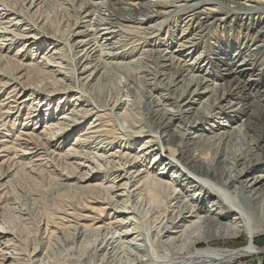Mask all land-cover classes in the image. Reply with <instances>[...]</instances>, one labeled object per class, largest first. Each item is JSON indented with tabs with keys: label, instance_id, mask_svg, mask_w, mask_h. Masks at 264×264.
Here are the masks:
<instances>
[{
	"label": "bare ground",
	"instance_id": "obj_1",
	"mask_svg": "<svg viewBox=\"0 0 264 264\" xmlns=\"http://www.w3.org/2000/svg\"><path fill=\"white\" fill-rule=\"evenodd\" d=\"M1 1L2 0H0V39H3L2 41L6 43L9 42L8 47L11 46L10 49L14 45L19 44L21 40H26V44L28 43L34 46V48H39V51L42 47H37L38 43L35 42L32 44L33 38L28 40L26 37L27 33L20 31V26H18L20 22L28 20L23 16V10L21 12L16 11L17 8L15 10L13 7H8L5 5L6 1L3 3ZM80 1L82 4L87 1V3H84V5L86 4V7L84 6L86 9L84 10L85 12L88 11V7H92L93 4L96 8V6H103L107 2L104 3V1H101L95 3L93 1V3L91 0ZM139 1L146 2V8L144 7L145 11H143V13L149 22L147 21L145 23L143 20L130 19L125 22L124 18L123 21L127 23V25H120L121 27H125L128 30H135L136 33L138 30H143V32L145 31L144 34L148 35L154 34L156 31L162 29L170 20L169 17L175 18L174 22L177 19H181L183 23V29L179 36L174 38L176 44L175 50L170 49L171 42H169L163 46H160V43L158 46L155 44V47L158 48L152 51L159 54L160 60L158 61L160 65H158L162 72L169 73L172 76L171 78H173V82H171V80V83H167L168 85L166 84L164 86L167 93L157 97L159 101H155V99L153 101H148L150 109L147 113L149 121L151 120L153 124L152 127H147L150 128L147 130L143 127L144 124L140 123L142 121H133V118L137 116L135 115V111L138 110L140 103L133 102L131 98L132 103L130 104L128 101L129 99L126 100V108L121 113L123 121L129 123L128 126L124 128L127 131L126 134L121 135L123 133H117L115 127L110 130L108 121L112 122L113 118L110 120L106 117L112 116V113L110 111H107L109 113H104L101 111V108L104 107L97 106L98 104L94 108H87L83 100L85 95L82 94L84 96H80L81 92L76 91L78 93H75V96L73 95V101L79 102V104H71V111L68 110L69 112L66 110V107H61L59 111L63 112V117L61 119L64 120V118H66L65 121H69V124L72 122L73 125L78 124L80 120L82 122L85 121L90 116H92L93 119L88 123V128L85 130L86 132L83 134V137L78 139V142L75 144L79 149H70L66 157L60 156V159L62 158L61 160L63 162V159H67V156H83L82 159L85 160L84 162L89 164L88 169H92L91 171L97 170V173L102 174V179H99V177L94 178L86 172L81 174L77 173L80 165L76 168L72 166L71 170L73 171V175L77 173L80 177L74 187L75 189L69 184H66V187L69 186L71 189L73 188L76 190V192L80 191L81 194H76L73 197L74 201L68 208L60 207L56 208L55 211L45 210L40 222L41 224L43 223L44 227L41 232H43L44 236H46L45 238L48 239L46 243L44 239L41 238L38 244H34L33 250L30 253L26 249L27 246L23 249L21 243L18 244L20 247L16 248L18 247L16 245V240H6L5 244L8 246L5 247V250L0 251H3V254L0 256V264H82L83 259H85L90 252L94 254V264H236L239 261L258 256L260 257L264 254V247L261 246L263 242L261 237L264 236V0H151L150 2L149 0H132V3L129 5L140 10L138 6ZM248 1L253 3V5L247 4ZM30 2V6L27 8L26 12L28 11L29 13L36 9L34 12L36 13L43 7L42 4L44 0H31ZM81 2L80 5H82ZM134 2H138V4ZM51 3L53 2L51 1ZM47 6L49 5L47 4ZM100 9L101 7L99 10ZM45 10L46 9H44L43 12H45ZM93 10L96 11V9ZM81 11L83 10L78 12ZM110 13L112 14V11ZM177 13L181 15L178 16L179 14ZM187 13L189 14L187 15ZM36 15L39 16V13L35 14V16ZM86 15L84 18L91 17V14L88 12ZM26 16H28V14ZM8 17L12 18V22L7 21L9 20ZM41 17H43V15H41ZM39 19L40 18L37 20ZM33 21L35 22V20ZM55 21L57 22V20ZM90 21H92V19ZM98 21L106 23L104 17ZM93 22L95 23V21ZM46 23H48L47 20ZM107 24L99 25V27L104 26V28H102L99 33L95 30L96 33L94 34L93 40L95 42L94 44L97 45V50L100 47V50L103 52V43H108V41L114 37H112V35L116 33L113 31L115 27H108ZM78 25L79 24H75L74 26ZM89 26L86 24L85 28ZM143 26L145 27L141 28ZM36 27H38L37 24L35 28ZM91 27L93 28V26ZM44 29L46 30V27ZM218 30H220L222 37H226L225 39L221 41L216 39ZM58 31L59 30H57V32ZM212 31L214 32V38L211 37ZM75 35L76 36H71L72 39L74 38L73 40L71 39L72 42L78 37L82 38L79 42L75 41V43H77L75 45L81 48L80 51L78 50L79 52L74 51L76 47L69 39L67 43L65 41L66 44L63 48L58 49L57 52H55L56 47L52 49L53 51L55 50L53 56L57 54L59 56V51L65 49L64 47H67V44L70 47L69 49L72 48L71 50H73V55H75V57H81V62L83 59H86L85 61L92 60L96 57H94V55L97 53L100 54V57L104 56H102L100 50L96 51V47L93 46L94 44L91 46L95 49L93 48L91 50V47L88 48L91 40L87 41V37L90 33L85 34L84 31H80ZM118 35H116V37ZM242 36L244 37V41H250V43L255 45L257 44L255 49L248 48L245 50L235 47L234 43L236 42L237 45L241 43ZM234 39H236L235 42ZM213 40H215V42H213ZM118 42L116 43L118 44ZM56 43L57 42L54 41V45ZM258 43L261 45L259 46ZM119 44H122V42ZM23 45L25 44L23 43ZM201 45H203L204 50L198 52L197 56H194L190 63H186V59L189 58L193 52L197 51ZM206 48L208 49L205 50ZM6 49L7 48L4 49V47L0 48V58L4 57L3 53ZM211 49L214 51L213 53L220 52L225 55L224 57L229 58L230 64L227 68H224L226 74H223V71L218 74L203 69L200 61L203 57H210ZM144 51L142 52L144 53ZM114 52H116V50ZM227 53H231L232 55H228ZM144 54L142 55L144 56ZM120 55L114 54L119 60ZM53 56L51 55L49 59H46V63H42L44 66L40 68L38 64L23 65V61L13 62L15 59L6 55L3 59L6 58L7 63L2 64V62L1 64L4 65L3 69H6L11 75H5L7 74L5 70V74H0V79L7 78V80H9L12 77L9 81L18 80L14 72L21 69L27 72L29 76L27 78L28 81H30V78L46 79L47 75H52L53 73V71H45L49 69V65L55 63L58 65L55 67H64L62 63L55 61ZM130 57L132 56L130 55ZM121 59L123 60L124 57ZM74 60L76 61V59ZM61 61L63 62V60ZM137 61L139 62V59ZM110 62L111 61H109V63ZM124 62H122V64ZM237 62L240 63L237 64ZM106 63L104 66H106ZM95 64L96 63H94V65ZM90 65H84V63L82 66L80 65L81 75L89 73L84 81L89 80L91 82L100 79L98 76L101 69L97 68L96 65L94 67ZM0 67L2 66L0 65ZM68 67L66 65V69ZM236 67L239 69L237 72L235 71ZM3 69H0V71H3ZM61 70L65 69L61 68ZM33 72L35 73L33 74ZM69 73L70 71L68 74ZM71 73H74V75L76 74L72 71ZM59 74L68 76L66 72L62 73L59 71ZM153 75L155 74L153 73ZM244 76H248V78L245 81H241L240 79ZM185 77L190 78L182 85V88H180L181 91L176 89L175 87L179 86L182 82H178V84L175 85V80L177 81L180 78L184 79ZM161 78H163V76L155 75L152 78L153 81L148 83L160 81ZM174 78L176 79L174 80ZM83 79L84 78H82V80ZM141 79L142 78H140L139 81ZM73 80L75 79H71V81ZM61 81L62 79L55 78V81L49 84V86L48 84L44 86L45 88L42 90L45 98L40 99L43 101V105L47 106V102L50 103L53 100L47 99L49 96L58 95L60 92L61 94L65 92L63 93L64 95L73 93L74 89L71 85H65V83H61ZM37 82L39 83V81ZM1 83L2 82H0V87H3ZM17 84L19 83L17 82ZM83 85L81 86L83 87ZM141 86L139 83L140 89ZM152 86L154 85L152 84ZM139 87L137 88L139 89ZM142 89L147 88L144 86ZM218 89L223 92L222 97L219 98H217L216 94ZM179 91L180 93L178 94ZM142 92L144 93V91ZM39 97L40 95L34 90L22 100L23 102H21L37 101ZM11 98L9 93L3 101H8ZM144 98L145 97H143V99ZM204 98H206L205 106L208 107L207 111H210L209 114L208 112L203 114V110L201 111V109L196 107L198 102L196 99L202 100ZM58 100H60L61 103L62 97ZM118 105L119 104L112 105V109L110 110H114L115 112L119 111L120 107ZM48 106L50 107L51 104ZM49 107L44 110L46 114L41 121L42 123L39 122L42 126L46 124V119L55 120L54 116L56 115L55 113H50L52 111ZM169 107L172 109H169ZM3 109L4 107L0 106V126L9 128L10 124L6 120L13 116V113L10 111L13 109L9 108L6 111H3ZM33 110L34 108L30 109L32 112L28 114L25 120L32 118ZM235 112L238 113V116H233L230 120V114ZM69 116H71V120L67 118ZM208 116H213L216 120L215 123L212 125L202 123L205 117ZM226 119L229 121H225ZM238 122L240 125H238ZM138 124L139 126H137ZM12 125L13 127L9 128L10 131H13L15 121ZM23 125V127H26V125L29 124L24 123ZM57 125H59L57 132L63 130V128L67 126L63 123H57ZM50 127L51 126L45 127V131H49V133L52 134V138L55 135L56 129L52 130ZM130 133H135L140 135V137L131 139L133 136ZM21 134L22 133H19L18 138L12 142L11 147L6 144L7 140L0 143V150L3 152H11V154L14 153L16 157L6 169H3L6 165H4L5 162H2L0 165V179L11 178V175L16 170H13V168L19 167L17 165L19 164V160L17 159L18 152H23V156L28 155L26 153L27 149L23 150L21 146H18L20 148L18 150L17 144H15L17 141L21 140ZM10 136L12 135L7 133L5 137ZM24 136H27L29 140L34 139L33 136H29L26 133H24ZM44 136L45 138L47 137V135ZM254 136L257 137L255 140L252 139ZM246 138L250 140L248 141ZM39 140L40 138H38V141ZM85 145H88L92 152H88L87 150H85L86 153L79 151L80 149L83 150V146ZM161 145L164 146L162 147ZM92 146L93 148H91ZM112 147L114 148L113 150L111 149L112 152L110 156L113 160L110 161L111 166L108 167L107 163L105 161L102 163L101 159H109L108 149ZM230 147L232 148L230 149ZM234 147L239 148L234 150ZM98 149L99 152L103 150L106 151L99 155V153H95ZM163 153L164 156H162ZM151 158L153 159L151 163H154L149 165V167H146V165L144 166ZM11 160L12 157H8V162ZM140 164L141 166H139ZM82 167L83 169L85 168L81 164V168ZM100 167L102 169H100ZM156 167H162L159 168L161 171L158 172L157 170L156 172ZM180 167L184 168L185 172H183ZM68 168L69 166L66 165L65 170H69ZM85 169H87V167ZM99 169L102 170V172H100ZM20 170H22V168ZM186 171L189 174L186 173ZM16 174L17 173L14 174V177ZM65 182L62 185H64ZM93 182L98 183L94 184ZM1 199L4 201L6 198L1 197ZM108 211H111V213L108 214ZM38 228L40 231V227ZM2 230L3 233L1 234L4 235L8 228L2 227ZM58 233H65V237L72 241V246H70L71 248L68 250L70 254L68 253V255L62 259H56L54 258L56 256L53 255L52 257L49 253L52 248L50 244L51 242L53 243V237ZM145 236H148V240L151 243V252L144 249V246L140 243L144 240ZM4 237L6 236H0V248L2 241H5ZM240 240L244 241V243L239 247H235ZM9 244H13L12 247H9ZM10 249L13 251H10ZM64 254L65 253H63V257Z\"/></svg>",
	"mask_w": 264,
	"mask_h": 264
},
{
	"label": "rangeland",
	"instance_id": "obj_2",
	"mask_svg": "<svg viewBox=\"0 0 264 264\" xmlns=\"http://www.w3.org/2000/svg\"><path fill=\"white\" fill-rule=\"evenodd\" d=\"M4 1H6L5 5H7L8 7H13L15 10L17 8L16 11L21 12L23 10L22 14L28 20H25V22L24 21L20 22V24L18 25V26H20V31H22L24 33H27L26 37H27L28 40L33 38L32 39V41H33L32 44L35 42V43H38L37 47H42L38 51L39 48H34V46H31L28 43H27L28 44L27 45L25 43L26 40H21V42L19 44L14 45L10 49L11 46L8 47L9 42L6 43V42L2 41L3 39H0V48L1 47H4V49L7 48L6 51L4 50L5 51L3 53L4 57H6V55H8V57H10L12 59H15V60H13V62H15V61L16 62L17 61H23V65H29V64L37 65L38 64L40 66V68H42L44 66V64L46 63L45 60L49 59L51 57V55L53 56V53H54L55 50L53 51L52 49L54 47H56V51L55 52H57L58 49L63 48V46L68 42L69 39L70 40L72 39L71 36H76L75 34L79 33L80 31H84L85 34L90 33V35L88 36L89 38L87 37V41L91 40L90 41L91 43L88 46V48L91 47V50L94 47L97 46L96 44H94L95 42L93 41L94 40V36H95L94 34L96 32L97 33L101 32L102 28H104V26H100L99 27L100 24L102 25V24H107L108 23L107 26L108 27H110V26L113 27L114 26L115 28L113 29V31L116 32V33H114L112 35V37L114 36L113 37L114 40L112 38L110 41H108V43L107 42H105V43L102 42L104 44L103 47H102V50H104V52L100 50L101 49L100 47L98 48V50H97V47H96V51L100 50L102 52V56L104 55L103 57H105V58L100 57V54L97 53V54L94 55V57L95 56L96 57L93 58L92 60L85 61L86 59H83V61L81 62V60H80L81 57L80 58H79V56L75 57V55H73V50H71L72 48L69 49L70 47L67 44V47L66 46L64 47L65 49L59 51V54H60L59 56H58V54L53 56L55 58V61L62 63V66H64V67H61V68H64L65 70H61L60 67H55V66H58V65L53 63V64L48 66L49 69L45 70L47 72L53 71L52 75H47L46 74L47 75L46 79L45 78H43V79L42 78H40V79L36 78L37 79L36 80L35 78H32V79L30 78V81H28L27 78L29 76H28L27 72L22 70V69L21 70H16L14 72L16 77L18 78V80L16 79V80L9 81L12 77L9 80H7V78L0 79V82H2L1 84L3 86V87H0V106L4 107L3 111H6L9 108L13 109V110H10L13 113V116L6 120L10 124L9 128L13 127L12 124L15 121V126L13 128V131H10V129L7 128V127H1L0 126V131H1L0 132V143L3 142L4 140H7L6 144H8L9 147H11L12 146V142L18 138L19 133H22L21 134L22 136L20 138L21 140L17 141V143H15V144H17L16 145L17 147L21 146L23 148V150L27 149L26 153L28 154L26 156H23V152H18L17 159L19 160V164H17V165L19 167L16 166L17 168H13V170L14 169H16V170L11 175V178L9 177L7 179H0V236H2V237L6 236V237H4L5 241L4 242L2 241V243H1L2 245H1L0 251L1 250H5V247L8 246V245L5 244L6 240L13 239V240H16V242H17L16 245L17 246H18V244L21 243L23 249L26 248V246H27V248H26L27 251L31 253L32 250H33L34 244H38V242H39V240L41 238L44 239L45 243L48 240L47 238H45L46 236H44L43 232H41V230L44 227H43V223L41 224L40 221H41V218L43 217V214H44L45 210H50V211L54 210L55 211L56 208H60V207L68 208V206H70L73 203V201H74L73 197L76 194H81L80 191H79L80 192L79 193L78 191L76 192V190H74L75 189L74 187H75V185L77 183V180L80 177V175L77 174V173L81 174L83 172H86V173H89L90 176H92L94 178L95 177H99V179L100 178L102 179V174L97 173L98 172L97 170L91 171L92 169L91 170L88 169L89 164L84 162L85 160L82 159L83 156H78V157H73V156L72 157H68L67 156V159H63V162L61 160L62 158L60 159V156L66 157V154L68 153V151L70 149H72V150L79 149L75 144L78 142L77 141L78 139L83 137V134L86 132L85 130L88 128V123H90L91 119H93V117L90 116L88 119H86L83 122L80 120L81 122L79 121V123L76 124V125L75 124L73 125L72 122H71V124H69L70 123L69 121H65L66 118H64V120L61 119L63 117V112H59L60 108L64 106V107H66L67 111L68 110L71 111V107H70L71 104H75V105L79 104V102H74L73 101V97L78 92H81L80 96H84L85 95L84 96L85 98H83V100L85 102L84 105L87 108H94L97 104H98L97 106H101V107L103 106L104 108L100 107L101 111H103L104 113L105 112L109 113L107 111H110L112 113V116L106 117L107 119L109 118L110 120L113 118L112 122H109L108 120H106L110 124L109 129L112 130L113 127H115L117 133H120V134L123 133L121 135H125L127 131L124 128L127 127L129 123L123 121V119L121 117V113L126 108L125 107L126 104H127L126 100L129 99L128 101L131 104L132 103L131 98H132L133 102H136V103L139 102L140 103L139 108L137 107L139 111L138 110L135 111V115H137L138 117L136 116L137 118L136 117L133 118V121L134 122H136L137 120L139 122L142 121L140 123L144 124L143 127H145V129L149 130L152 127L153 124H152L151 120L149 121V116H148V113H147L148 110L150 109V105H149L148 101H153L154 99H155V101H159V100H157V97L167 93L165 88H164V86L167 83L173 82V78H171L172 76L169 73H163L162 70L160 69V67H159L160 62L158 61V60H160L159 59V54H157L155 52H152V51L158 48V47H155V44H157V46H158V44L160 43V46H163L164 44L169 43V42H171L170 43L171 45L168 44V45H170V49L175 50L176 49V44L174 42V38L179 36L181 30L183 29V23H182L181 19L180 20L177 19L174 22L175 18H173V17L170 18L169 17V19H170L169 21L170 22L168 21L166 23V25H164V27L162 29L156 31L154 34H148V35H145L144 34L145 31L143 32V30H141V31L138 30V32L136 33L135 30L129 29L131 31L130 32L125 27H121L120 25H123V26L125 24L127 25V23H125V22L127 20H129V19L130 20H143V22H145V23L148 21L147 17L143 13V11H145V8H146L145 7L146 6V2L145 1H143L144 3L142 1H139V5L138 6L140 7V10H137V8L132 7V6L129 5L130 3H132V0H118L120 2V4H119V2L117 0H98V1L97 0H91V2L94 1L95 3H98V2H101V1H104V3H105L107 1L106 2L107 4L105 3L103 6L102 5L96 6V8H95V6L93 4L92 7L89 6L88 9H87L88 11L85 12L84 10H86L85 9L86 4L84 5V3H87V1L82 4V2L80 0H70V1H68V0L67 1L66 0H56V1H54V0H44V2H43L44 5L42 4L43 7H41V9H39L40 11L39 12L37 11L36 13H34L36 11V9L34 11H32V12H29V13H28V11L26 12L27 8L30 6V3H31L30 1L31 0H24V1L23 0H21V1L20 0H2L1 2L3 3ZM19 1H20V3H19ZM51 1L53 3H51ZM150 1L151 0H149V2ZM80 2H81V4L83 6L80 5ZM8 3H10V4H8ZM66 3H69V4H66ZM72 3H74V4H72ZM134 3L138 4V2H134ZM248 3L253 5V3H250L249 1L247 2V4ZM47 4L49 6H47ZM21 6H23V7H21ZM100 7H101V9H100L101 11L99 10ZM105 7H106V9H105ZM42 8L46 9L45 12H43L44 9H42ZM93 9H96L97 12L94 11ZM80 10H83V11L78 12ZM110 10L112 11V14L110 13L111 12ZM87 12L91 14V17L84 18ZM38 13H39L40 17L38 15L35 16V14H38ZM43 13L45 14V16H44ZM97 13H99L100 15L97 14ZM113 13H114V16H113ZM127 13H129V14H127ZM27 14H28V16H26ZM177 14H179L178 16L181 15L180 13H177ZM188 14L189 13H187V15ZM41 15H43V17H41ZM54 15H56V16H54ZM75 15H76L77 18L75 17ZM30 16L32 17V19H31ZM37 16H38V18H40L39 20H37L38 19ZM103 17H104V20H105L106 23H102V22L98 21L99 19L101 20ZM8 18H9V20H7V21L12 22V20H11L12 18L11 17H8ZM81 18H84V19H81ZM54 19L57 20V22ZM91 19H92V21H90ZM96 19H98V20H96ZM123 19H124L125 22L123 21ZM33 20H35V22ZM46 20H47L48 23H46ZM79 20H80V22H79ZM93 21H95V23ZM96 22H98V23H96ZM14 23H17V22H14ZM44 23H46V24H44ZM114 23L116 24V26H115ZM117 23H119V24H117ZM34 24H35V26L37 24L38 27L35 28ZM75 24L76 25L79 24V25L78 26H74ZM86 24L88 26L89 25L90 26L85 28ZM91 26H93V28ZM45 27H46V30L44 29ZM69 27H70V30L71 29H73V30L70 31ZM144 27L145 26H143L141 28H144ZM13 29H15V28H13ZM24 29H25V31H24ZM40 29H43V30H40ZM57 30H59L58 32H61V33H58ZM95 30H96V32H95ZM119 32H120V34H119ZM68 34L69 35L72 34V35L69 36ZM30 35H31V38H30ZM116 35H118V36L116 37ZM213 35H214V32L212 31L211 37L214 38ZM225 38L222 37V34L220 33V30H218L217 33H216V39H218V41H221V40H223ZM243 38L244 37L242 36L241 37V43H238V45L235 42L236 39H234L235 47L240 48V49H245V50L248 49V48L255 49V46L257 44L255 45V44L250 43V41L249 42L244 41ZM72 40H71V43L75 45V44H77V43H75V41L79 42V41L82 40V38L78 37V38L75 39L74 42H72ZM54 41L57 42L55 44L56 46L54 45ZM65 41H66V43H65ZM114 42L115 43L118 42V44L117 43L115 44ZM121 42H122V44H119ZM213 42H215V40H213ZM23 43L25 45H23ZM124 44H126V45H124ZM91 45H93L94 47L91 46ZM116 45L117 46L119 45L118 48H117ZM260 45L261 44H259V46ZM23 46H25V47H23ZM115 46H116L117 49L115 48ZM75 47H74L75 48V50H74L75 52H79L81 50V48H79L78 45L77 46L75 45ZM212 47H213V45H212ZM112 48H113V50H112ZM207 49L208 48H206L205 50H207ZM66 50H68V51H66ZM115 50H116V52H114ZM144 50H146V51H144ZM202 50H204L203 49V45H201L197 51L193 52L194 54L192 53V55L189 58L186 59V61H187L186 63H190V61L193 59V57L197 56L198 52H200ZM65 51H66V53H65ZM142 51H144V53L146 55ZM213 52L214 51L211 49L210 50V53H211L210 57H208V58L207 57H203L201 59V61H200V64L202 63L201 65L203 66V69L208 71V72H215V73L219 74L221 71H223V74H226V71H224V68H227L228 65L230 64L229 58L224 57L225 55H223L220 52H216V53H213ZM124 53H126V54H124ZM153 53H154V55H153ZM62 54H64V55H62ZM111 54L113 55V57H112ZM114 54L115 55H117V54L120 55L121 54L120 57H119L120 60L118 59L117 56H114ZM142 54H144V56ZM227 54L228 55H232L231 53H227ZM130 55L132 57H130ZM146 56H148V57H146ZM122 57H124L123 60L121 59ZM141 57H142V59H141ZM3 58H0V65L2 66V67H0V69H3V67H4V65H2V64H6L7 63V59L6 58L3 59ZM70 59H71L72 62L70 61ZM74 59H76V61ZM138 59H139V62L137 61ZM212 59H213V63H212ZM2 60H4V61H2ZM61 60H63V62ZM108 60L111 61V62L109 63ZM128 60H129V62H128ZM140 60H141V62H140ZM154 60L157 62V64H156V62ZM106 62H108V63H106ZM122 62H124V63L122 64ZM42 63H44V64L42 65ZM83 63H84V65H88V66L91 64L90 66H92V67H94L96 65L97 68H100L101 71H100L99 76H98V78H100V79H97V80H94V81H91V82L89 80L88 81L87 80L84 81L87 78V76L89 75V73H86V75L85 74L81 75V69L80 68H81ZM94 63H96V64L94 65ZM105 63H106V66H104ZM239 63L240 62H237V64H239ZM111 64H112V66H111ZM66 65H67V67L69 65V67H68L69 69L68 68L66 69ZM70 67H71V70H70ZM75 67H76V69H75ZM5 70L6 69H3V71H0V74H5V72H4ZM157 70H158V72H157ZM238 70H239L238 67H236L235 71L237 72ZM59 71H61L62 73L66 72L67 74L70 71V73H69L70 75L72 74L71 73V71H72V72H75L76 74L74 75V73H73L71 76L68 74V76H69L68 77V76H65L63 74H59ZM140 72L141 73L143 72V73L141 74ZM6 73L7 74H5V75H9V74L11 75V73H9L7 70H6ZM34 73L35 72H33V74ZM153 73L155 75L163 76L164 79L161 78V80H160L161 82L157 81V82H153V83H148V82H152L153 81L152 78H153V76H155V75H153ZM171 73H173V72H171ZM132 75H134L135 77L132 76ZM72 76H74V77H72ZM139 76H141V77H139ZM55 78L62 79L61 83H65V85H68V84L71 85V87L74 89L73 93L68 94V95H66V94L64 95L63 93H65V92H63L62 94L60 92L58 95L56 94V95H53V96H49L47 99H53V100L50 103L47 102V104L48 105L51 104V106L50 107L48 105L45 106V105L42 104L43 101L40 100L41 98H45V96L43 95L44 92H43L42 89L45 88L44 86L46 84H48V86H49V84L53 83L55 81ZM70 78L71 79H75V80L71 81ZM82 78H84V79L82 80ZM140 78H142V79L139 81ZM189 78L190 77H185L184 79L180 78L177 81L175 80L176 78H174V80L176 82L175 85H177L178 82H182L179 86H177L175 88L180 90V88H182V85L184 83H186ZM247 78H248V76H244L240 80L241 81H245ZM48 79H50V80H48ZM127 79H128V81H127ZM209 79L212 80L211 78H209ZM31 80H33V81H31ZM37 81H39V83L40 82H42V83L39 84ZM17 82L19 84H17ZM29 82H30V84H29ZM125 83H126L127 87L125 86ZM139 83H140V86L142 85L141 89L139 87ZM85 84H88L89 86L85 85ZM143 84H144L145 88H147V89H142V88H144ZM152 84L154 86H152ZM81 85H83V87ZM148 85H150V86H148ZM96 86L99 87V88H97ZM129 87H131V88H129ZM137 87H139V89ZM86 88H88V89H86ZM175 88H173V89H175ZM80 89L81 90L84 89V90H82L83 92ZM173 89H172V91H173ZM34 90L38 93V95H40L39 100H37V101H33L32 100L30 102L22 103L23 102L22 100L25 99L30 94V92L34 91ZM37 90H39V91H37ZM76 91H78V92H76ZM142 91H144V93ZM180 91L178 92V94L180 93ZM108 92H109V94H108ZM141 92H142V94H141ZM189 92H191V91H189ZM9 93H10V97H12V98L10 100H8V101H3L7 97V94H9ZM82 94H84V95H82ZM149 94H150V96H149ZM216 94H217V98H219V97H222L223 92H222V90L218 89V91H216ZM101 95H102V97H101ZM148 96H149V98H148ZM60 97H62L61 103H60V100H58ZM143 97H145V98L143 99ZM196 100L198 101L196 107L198 109H201V111L203 110L202 111L203 114L205 112H208V114H209L210 111L209 110L207 111L208 107L205 106L206 98H204L202 100H199V99H196ZM233 101H236V100H233ZM116 104H119L118 106L120 107V110L117 111V112H115L114 110H110V109H112V105H116ZM263 104H264V102H263ZM48 107L52 111L50 113H55V115H56V116H54L55 120L46 119L45 120L46 124H44L42 126L40 123H42L41 121L43 120V118L45 117V114H46L44 110H45V108H48ZM105 107H107V108H105ZM31 108H34L33 114H32L33 116L29 120H25L28 117V114L32 112V111H30ZM170 108L171 107H169V109ZM135 110H136V107H135ZM142 114H144V115H142ZM230 115H231V118H230V120H231L233 118V116H238V113L235 112V113H231ZM146 116H148V117H146ZM67 118L71 120V116H69ZM143 118H145V119H143ZM215 121L216 120H215V118L213 116L212 117L208 116V117H205V119L203 120L202 123L212 125L213 123H215ZM225 121H229V120L226 119ZM235 122H237V121H235ZM24 123H26V124L28 123L29 125H26V127H23ZM57 123H63L65 125H67V126H65L63 128V130L57 132V129H59V125H57ZM113 123H114V126H113ZM238 125H240V123ZM49 126H51L50 128L52 130L56 129L55 130V135L52 138H51L52 134H50L49 131H45V127H49ZM137 126H139V124ZM149 126H150V128H147ZM120 127H121V129H120ZM20 128H22V129H20ZM21 131H23V132H21ZM7 133H10L12 136L5 137ZM24 133L28 134L29 136H33L34 139H30L29 140L27 138V136H24ZM130 134L133 136L131 139H133V138L135 139L137 137H140V135H137L135 133H130ZM44 135H47V137L45 138ZM146 136H148V135H146ZM38 138H40L39 141H38ZM256 138L257 137L254 136L252 139L255 140ZM247 140L249 141L250 139L248 138ZM241 142H243V141H241ZM27 144H29V145H27ZM83 147H84V149L83 150L80 149L79 151L84 152V153H86L85 150H87L88 152L89 151L92 152V150L90 149V147L88 145H85ZM88 147H89V149H88ZM91 148H93V146ZM113 148L114 147L108 149L109 150V154H108L109 159H107V158H105L103 160L101 159L102 163H104L103 161H105L107 163L108 167L111 166V162L110 161L113 160L111 158V156H110L111 152H112L111 149L113 150ZM231 148L232 147H230V149ZM238 148L239 147H236V148L234 147L233 149L236 150ZM0 149H1V146H0ZM19 149L20 148L18 147V150ZM104 151H106V150H103L102 152H99V149H98L95 153H99V155H101L102 153H104ZM162 156H164V153L162 154ZM8 157L9 158L12 157V160L9 161V162H8ZM14 159H16L14 153L11 154V152H3L2 150H0V165L2 164V162L3 163L5 162L4 165H6V166H4L3 169H6V167L10 166L11 162ZM151 159L148 162H146L144 164V166L146 165V167H149V165L153 164L154 162L151 163V161H153V159L152 160ZM20 163H22V164H20ZM155 163H157V162H155ZM65 164L67 166H69V168H68L69 170H65L66 169V165ZM81 164L85 168L87 167V169H85V168L83 169V167L81 168ZM22 165H23V167H22ZM79 165H80L79 170L77 171V173H74V175H73V171L71 170L72 166L76 168L77 166L79 167ZM139 166H141V164ZM158 166H160V165H158ZM21 168H22V170H20ZM159 168H162V167H156L155 168L156 172H157V170H158V172L161 171V170H159ZM180 168H181V170H183V172H185L184 168H182V167H180ZM100 169H102V168L100 167ZM100 172H102V170H100ZM15 173H17V174L14 177ZM68 173H71V174H68ZM186 173H188V172L186 171ZM0 175H1V173H0ZM9 179H11V180H9ZM65 181H67V182H65ZM64 182H65V184L62 185ZM93 183L96 184L98 182H93ZM66 184H69V185L73 186L74 189L73 188L71 189V187H69V186L66 187ZM1 197L6 198L4 200L5 202L3 201V199H1ZM110 213H111V211H108V214H110ZM2 227L8 228V230L5 232L6 235L5 234L4 235L1 234V233H3ZM38 227H40V231H39ZM9 228H10V230H9ZM41 234H43V235H41ZM58 236H59V238H58ZM65 236H66L65 233H63V234L62 233H58L55 237H53L54 238L52 240L53 243L51 242V244H50V246L52 245L51 246L52 248H51V251L49 252L52 257L54 255V256H56L54 258L62 259V258H65L68 255V253L70 254V252H68V250L71 248L70 246H72V241L68 240ZM261 238L263 239V242L261 243V246L264 247V236L261 237ZM148 239H149L148 236H145L144 240L142 242H140V243L144 246V249H146V250L151 252V243H150V241ZM24 243L27 244V245H25ZM242 243H244V241H242V240L238 241V245L236 244L237 246L235 245V247H239ZM47 244H48V242H47ZM63 244H65V245H63ZM12 245L13 244H9V247H12ZM19 247L20 246H18L16 248H19ZM238 249H241V248H238ZM10 251H13V250L10 249ZM63 253L66 254V255L64 254V257H63ZM2 254H3V251L0 252V256ZM57 255H59V256H57ZM93 255H94L93 252H90L86 256V258L83 259L82 264H94ZM236 264H264V254L261 255L260 257L258 256V257H253V258H249V259H245V260L239 261Z\"/></svg>",
	"mask_w": 264,
	"mask_h": 264
}]
</instances>
